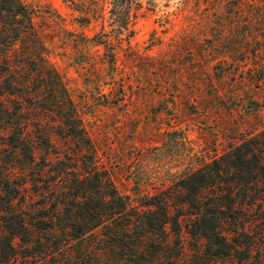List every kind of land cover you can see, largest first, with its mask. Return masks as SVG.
Here are the masks:
<instances>
[{
	"label": "trees",
	"instance_id": "obj_1",
	"mask_svg": "<svg viewBox=\"0 0 264 264\" xmlns=\"http://www.w3.org/2000/svg\"><path fill=\"white\" fill-rule=\"evenodd\" d=\"M33 14L0 0V264H264V130L131 206L96 163ZM187 236L202 241L192 257Z\"/></svg>",
	"mask_w": 264,
	"mask_h": 264
},
{
	"label": "rangeland",
	"instance_id": "obj_2",
	"mask_svg": "<svg viewBox=\"0 0 264 264\" xmlns=\"http://www.w3.org/2000/svg\"><path fill=\"white\" fill-rule=\"evenodd\" d=\"M23 1L131 206L264 130V0Z\"/></svg>",
	"mask_w": 264,
	"mask_h": 264
}]
</instances>
